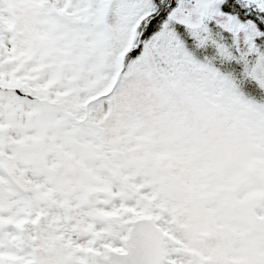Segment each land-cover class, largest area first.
Listing matches in <instances>:
<instances>
[{"label":"flooded vegetation","instance_id":"flooded-vegetation-1","mask_svg":"<svg viewBox=\"0 0 264 264\" xmlns=\"http://www.w3.org/2000/svg\"><path fill=\"white\" fill-rule=\"evenodd\" d=\"M25 59L0 58V264H264V184L160 201L132 158L147 130L126 117L112 130L118 111L96 102L113 97L106 83Z\"/></svg>","mask_w":264,"mask_h":264},{"label":"rangeland","instance_id":"rangeland-1","mask_svg":"<svg viewBox=\"0 0 264 264\" xmlns=\"http://www.w3.org/2000/svg\"><path fill=\"white\" fill-rule=\"evenodd\" d=\"M215 1L183 0L169 19L198 27ZM24 2L28 0L1 3L11 19L7 25L0 18L12 31L9 50L26 39L30 54L18 60L40 65L60 60V65L67 63L72 70L66 73L64 65L59 66L60 80L64 75L81 77L86 71L96 79L95 90L106 83L113 97L96 102L118 111L117 117L112 115V130L119 127L120 117L147 130L139 150H132V158L146 162L140 168L151 178L152 191L179 207L220 202L226 192L264 184V133L249 125L239 111L230 110L232 114L209 101L178 72L164 49V34L139 52L135 68L122 72L126 56H135L138 47L140 16L147 9L141 1L31 0L27 6ZM215 17L229 25L227 18ZM240 45H249L243 33ZM161 63L168 74L161 70ZM35 73L39 81L45 71ZM156 144L159 148L153 149ZM152 199L153 195L144 202Z\"/></svg>","mask_w":264,"mask_h":264},{"label":"trees","instance_id":"trees-1","mask_svg":"<svg viewBox=\"0 0 264 264\" xmlns=\"http://www.w3.org/2000/svg\"><path fill=\"white\" fill-rule=\"evenodd\" d=\"M138 1L147 9L140 16L135 56H126L122 72L135 68L139 52L164 34V49L178 72L209 101L224 110L239 111L249 125L264 133V15L259 13V8L241 0H216L204 23L193 27L169 19L183 0ZM25 5H31V0ZM215 16L227 18L229 25H223ZM242 33L249 40L248 46L240 45ZM0 41L1 58L18 60L30 54L26 39L12 50L8 48L7 43L11 42L8 35H0ZM160 68L168 74L163 63ZM160 201L166 200L160 197Z\"/></svg>","mask_w":264,"mask_h":264},{"label":"water","instance_id":"water-1","mask_svg":"<svg viewBox=\"0 0 264 264\" xmlns=\"http://www.w3.org/2000/svg\"><path fill=\"white\" fill-rule=\"evenodd\" d=\"M244 2H251L253 0H242ZM259 3H260V8L262 11H264V1L263 0H258ZM0 89L2 90H5V89H9V88H5V87H0ZM261 201L264 202V187H263V193H262V196H261ZM156 230H158V228L156 227ZM159 234L162 236L160 230H159ZM161 242H162V237H161Z\"/></svg>","mask_w":264,"mask_h":264}]
</instances>
